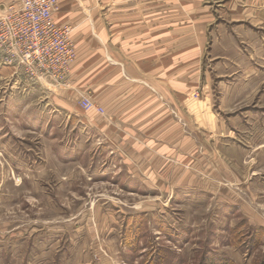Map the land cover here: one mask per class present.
<instances>
[{"label":"rangeland","instance_id":"obj_1","mask_svg":"<svg viewBox=\"0 0 264 264\" xmlns=\"http://www.w3.org/2000/svg\"><path fill=\"white\" fill-rule=\"evenodd\" d=\"M150 6L141 29L174 57L173 101L156 99L173 141L164 123L89 128L85 100L105 115L90 93L60 113L0 81V264H264V0H61L76 58L47 87L68 100L77 59L103 33L132 46L145 33L125 16Z\"/></svg>","mask_w":264,"mask_h":264},{"label":"crops","instance_id":"obj_2","mask_svg":"<svg viewBox=\"0 0 264 264\" xmlns=\"http://www.w3.org/2000/svg\"><path fill=\"white\" fill-rule=\"evenodd\" d=\"M13 1L15 0H0V14L4 13ZM61 5L60 11L63 10V5ZM72 8L77 11L78 7L73 6ZM152 9H155L154 6H150L148 12H151ZM68 16L71 18L73 15ZM132 16L133 19H131V15L125 16L124 25L134 28L135 31L139 28L140 32H144L145 35L132 37V46H128L131 43L127 40L123 43L121 36L115 33H103L100 52L93 51L90 55L77 59L72 71V82L75 90L67 92L69 94L68 100L62 98L66 94L65 92L58 94L55 90H50V87H47L49 81H31L15 67L0 65V81L4 79L8 83L12 82L11 88L6 89L12 97L17 87L22 88L23 94H25L22 96L23 104H28L38 98L40 102L60 113L62 110H66L64 107H75L79 97L74 91L84 94L90 93L95 103L104 109L105 115L100 116L94 111L84 112L86 119L84 124L89 128L95 131L101 130V133L102 130L107 129L108 133H113L119 132V127L123 125L125 126L124 134L128 133V136L131 137L134 133L140 137L143 136L141 135L144 134L143 132L147 133L155 129L154 132H157V125L164 123L165 134L163 136L168 138V128L178 131V124L176 123L174 128L171 126L174 121L169 116L167 106L156 99L158 98L157 94L161 93L166 100L173 101L171 93L175 88L173 79L175 73L174 57L172 53H168V47L160 52L158 46L161 42H159L158 36L151 35V30L141 29L144 27L143 23L149 24V27H156L157 19L152 12L149 15V20L145 22L141 20L140 9H136ZM78 18L74 17L68 23L59 24L54 16V20L59 26L78 24L80 22ZM103 22H105L103 25L107 24L109 28L116 27L115 23L109 19H104ZM153 22L154 25H152ZM162 44H168V39L162 41ZM181 67L183 66L178 68ZM187 69H182L181 72ZM7 99L9 105L11 97L8 98L7 96ZM73 114L77 117V113ZM105 134L107 136L106 132ZM157 136L155 133L154 137ZM177 136L179 137V133ZM173 138H168L165 141L170 139L173 141ZM107 139H109L108 136ZM159 145L169 149L166 143Z\"/></svg>","mask_w":264,"mask_h":264},{"label":"built area","instance_id":"obj_3","mask_svg":"<svg viewBox=\"0 0 264 264\" xmlns=\"http://www.w3.org/2000/svg\"><path fill=\"white\" fill-rule=\"evenodd\" d=\"M61 0H15L0 14V60L34 82L68 75L76 58L69 27L54 21ZM82 109L95 110L85 100ZM100 111V109H97Z\"/></svg>","mask_w":264,"mask_h":264},{"label":"trees","instance_id":"obj_4","mask_svg":"<svg viewBox=\"0 0 264 264\" xmlns=\"http://www.w3.org/2000/svg\"><path fill=\"white\" fill-rule=\"evenodd\" d=\"M218 262H219V260H216L213 257L212 258L209 257V262H208L209 264H218Z\"/></svg>","mask_w":264,"mask_h":264}]
</instances>
